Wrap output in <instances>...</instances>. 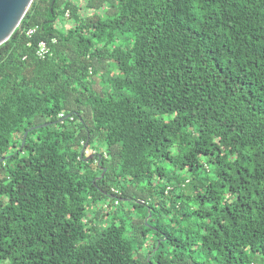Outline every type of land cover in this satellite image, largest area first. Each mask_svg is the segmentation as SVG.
<instances>
[{
  "label": "trees",
  "instance_id": "trees-1",
  "mask_svg": "<svg viewBox=\"0 0 264 264\" xmlns=\"http://www.w3.org/2000/svg\"><path fill=\"white\" fill-rule=\"evenodd\" d=\"M109 197L141 242L178 215L155 264H264V0L33 1L0 46V264H149Z\"/></svg>",
  "mask_w": 264,
  "mask_h": 264
},
{
  "label": "rangeland",
  "instance_id": "rangeland-1",
  "mask_svg": "<svg viewBox=\"0 0 264 264\" xmlns=\"http://www.w3.org/2000/svg\"><path fill=\"white\" fill-rule=\"evenodd\" d=\"M82 1L84 2L85 0ZM37 131L38 134H41L43 132L42 129H38ZM38 134H35V136H38ZM95 148L101 151V148H99L98 144L95 145ZM141 186H139V189L142 188ZM147 194L150 195L149 192H147ZM156 197L157 195L154 194V197L151 198L153 204L155 203ZM110 198L111 197L101 200L97 204L92 203V210H90L89 214L94 217L95 223L99 225V230L106 228L110 223H112L115 217H118L117 223H119L122 218L126 221L127 224V236L133 237L134 239V250L136 256H152L153 261L149 264H155L153 262L156 261L158 253H164L166 255L169 253L171 247L167 245L160 247L161 240H164V243H166L167 239L165 237V233L158 229V226L161 221L163 224L167 225V228L170 232H173L176 236H178V215H175V212L171 215H167L165 212L161 213L160 210L157 211L154 209V218L153 215L149 213V216L146 218V220H150L151 224L148 225L149 230L147 231V237L144 238L141 242L139 239L134 237V228L132 226V222L133 218L137 219L144 217V213L148 211L147 207L136 208L129 202L125 203L124 206H116L113 204V202H111L112 198ZM108 203L112 204L110 214L107 213V208H103L105 204ZM156 207L159 209L161 208L159 205H156ZM99 210H101L102 212L100 214V217L102 216L103 219L98 218L97 211ZM127 211H129V215L126 214ZM174 216L175 218L173 219ZM155 245H157L156 249H154ZM151 251L153 252L151 253Z\"/></svg>",
  "mask_w": 264,
  "mask_h": 264
},
{
  "label": "water",
  "instance_id": "water-1",
  "mask_svg": "<svg viewBox=\"0 0 264 264\" xmlns=\"http://www.w3.org/2000/svg\"><path fill=\"white\" fill-rule=\"evenodd\" d=\"M34 0H0V46L7 42L19 27ZM50 124V123H49ZM49 124L31 127L25 132L23 145L30 130ZM85 152V148L82 153ZM101 158V156H99ZM92 158V156H90ZM106 170H104L105 172Z\"/></svg>",
  "mask_w": 264,
  "mask_h": 264
},
{
  "label": "built area",
  "instance_id": "built-area-1",
  "mask_svg": "<svg viewBox=\"0 0 264 264\" xmlns=\"http://www.w3.org/2000/svg\"><path fill=\"white\" fill-rule=\"evenodd\" d=\"M70 12L67 11L66 15L69 16ZM38 27H34L31 28L28 31V34L31 36L34 32H36ZM51 49L49 44L46 41H42L39 46H38V50H37V55L41 58H45L46 56H48V54H50Z\"/></svg>",
  "mask_w": 264,
  "mask_h": 264
}]
</instances>
